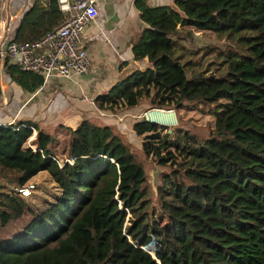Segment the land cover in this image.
<instances>
[{"label":"trees","instance_id":"1","mask_svg":"<svg viewBox=\"0 0 264 264\" xmlns=\"http://www.w3.org/2000/svg\"><path fill=\"white\" fill-rule=\"evenodd\" d=\"M143 26L129 41L134 70L93 100L114 113L198 110L213 118L206 136L136 120L140 153L158 166L153 191L121 132L81 120L58 163L54 138L32 121L0 125V231L26 199L11 187L44 172L56 195L22 230L0 239V264H264V0H135ZM55 0L34 1L13 41L33 42L63 20ZM184 27L211 31L235 48L218 53V76L181 43ZM186 34V33H185ZM11 81L33 92L39 75L3 58ZM215 70V69H214ZM36 134L27 146V140ZM28 167H31L28 169Z\"/></svg>","mask_w":264,"mask_h":264},{"label":"crops","instance_id":"2","mask_svg":"<svg viewBox=\"0 0 264 264\" xmlns=\"http://www.w3.org/2000/svg\"><path fill=\"white\" fill-rule=\"evenodd\" d=\"M34 1L41 5L45 3V0H0V26L8 27L5 32L0 30V34L13 39L21 16ZM144 1L152 7L173 6V0ZM134 2L97 0L99 15L88 23L81 36L83 48L90 59L89 69L81 75L53 77L45 82L41 90L28 92L10 80L0 59V125L32 121L41 128L39 125H50L55 121L60 124L69 120L99 119L105 111L98 110L93 99L134 70L147 66L144 60H134L130 51L129 41L143 26ZM9 15L14 17L10 23ZM146 108V103L142 101L139 106L123 109L134 117L130 120L129 130L136 120H149L147 112L144 113ZM163 126L171 127L173 124ZM130 133L134 136L132 131ZM35 134L33 129L32 138Z\"/></svg>","mask_w":264,"mask_h":264},{"label":"rangeland","instance_id":"3","mask_svg":"<svg viewBox=\"0 0 264 264\" xmlns=\"http://www.w3.org/2000/svg\"><path fill=\"white\" fill-rule=\"evenodd\" d=\"M182 35L183 37L181 43L183 44V46L189 49V51L195 52L194 55H191V53L187 54V58L196 63L197 61H199V57L204 55V53L208 51V54H205V56H203L202 58V65L203 67L209 65L210 68L206 72L211 73L215 76H218L220 74V72H218L216 69L218 60L215 59V56L218 53H224L230 47L235 48L236 46L232 42H228L223 38L214 36L211 31H200L191 27H184ZM144 102L147 105V108L144 109V113H146L152 108L149 109L147 101ZM124 111L125 110L121 109L115 111L114 113L104 112L99 119L88 120L95 121L96 123L102 125L111 126L113 127V129L122 133L127 142L130 143L132 151L141 160L154 197V187L159 181V175L163 171H168V169L167 167L156 165L153 159L150 157L144 158L141 156L140 140L137 137L135 138L130 133L131 130H129L130 120H133L134 117L131 116L130 113ZM178 115L181 123L177 124V121H175L173 126L167 128L171 129L174 126H180L182 128L188 129L189 131L197 134L200 137H203L208 134L209 130L213 126L212 116L204 115L198 112V110H179ZM58 123L59 121H55L50 125L45 124L43 126H39L41 127V129L50 133L54 138V150L58 157L59 163H61V161H64L66 159L65 151L67 148L69 131L74 129L79 121L69 120L61 122L60 124ZM30 168L31 167H28V169ZM28 183L34 186L31 195L25 198L28 207L19 219L8 222L5 227L2 228V230L0 231V239H9L13 235L19 233L31 219V216L43 209L46 203L52 201L53 196L56 195V191L53 185L48 181L47 176L44 172H38L35 175L32 174L30 178L25 182V184ZM11 189H13V187H11Z\"/></svg>","mask_w":264,"mask_h":264},{"label":"built area","instance_id":"4","mask_svg":"<svg viewBox=\"0 0 264 264\" xmlns=\"http://www.w3.org/2000/svg\"><path fill=\"white\" fill-rule=\"evenodd\" d=\"M55 2L58 11L64 16L63 20L58 26L45 32L37 41L15 42L0 34V59L7 58L9 63L19 70L39 75L42 82L37 88L38 91L50 78H71L85 73L90 66V59L83 48L81 36L88 23L99 15L97 0H55ZM12 20H14L13 15H9V23ZM0 30L5 32L8 27L2 25ZM32 139L31 136L27 140V146L30 148L32 146L29 142ZM63 162L71 163L67 159L61 161ZM33 189L34 186L28 183L14 186L12 190L19 196L27 198Z\"/></svg>","mask_w":264,"mask_h":264},{"label":"bare ground","instance_id":"5","mask_svg":"<svg viewBox=\"0 0 264 264\" xmlns=\"http://www.w3.org/2000/svg\"><path fill=\"white\" fill-rule=\"evenodd\" d=\"M146 115L148 119L158 124L172 125L176 121L174 113L171 111L151 110L147 112Z\"/></svg>","mask_w":264,"mask_h":264},{"label":"water","instance_id":"6","mask_svg":"<svg viewBox=\"0 0 264 264\" xmlns=\"http://www.w3.org/2000/svg\"><path fill=\"white\" fill-rule=\"evenodd\" d=\"M157 111H163V110H157ZM165 111V110H164ZM169 111H171V112H173L172 110H169ZM146 121H148L149 123H152V124H158V123H156V122H153V121H151L150 119L149 120H147V119H145ZM158 125H160V124H158ZM163 124H161V126H162Z\"/></svg>","mask_w":264,"mask_h":264}]
</instances>
